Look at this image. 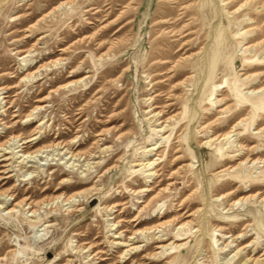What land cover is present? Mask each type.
<instances>
[{
	"label": "rangeland",
	"instance_id": "1",
	"mask_svg": "<svg viewBox=\"0 0 264 264\" xmlns=\"http://www.w3.org/2000/svg\"><path fill=\"white\" fill-rule=\"evenodd\" d=\"M236 79L264 89V0H0V264H264Z\"/></svg>",
	"mask_w": 264,
	"mask_h": 264
},
{
	"label": "bare ground",
	"instance_id": "2",
	"mask_svg": "<svg viewBox=\"0 0 264 264\" xmlns=\"http://www.w3.org/2000/svg\"><path fill=\"white\" fill-rule=\"evenodd\" d=\"M72 1V0H71ZM31 50V49H30ZM26 54V53H25ZM24 54V55H25ZM216 59V58H215ZM21 60H23L24 62L26 61V59H25V56L24 57H22L21 58ZM244 60V58H240V61H243ZM56 62V61H55ZM216 62V61H215ZM177 63V62H176ZM213 66V65H212ZM33 67V66H32ZM43 67H44V65H43ZM262 73H259V74H257V76H259V75H261ZM36 75L35 74H31V75H27L24 79L26 80V79H30V78H34ZM248 77V76H247ZM23 79V80H24ZM81 80V79H80ZM210 80V79H209ZM209 80H208V82H209ZM236 81H237V79L235 80V82H234V84L232 85V86H230V89L232 90V91H234L235 93H236V96H238V100L241 102V103H243V104H245L246 106H249L250 108H251V110H252V112H251V115H250V117L253 119V117H254V115H255V113L256 112H259L260 114H263L262 115V117H260V119H259V121L261 122V121H263L264 122V89H262V90H258V91H256V90H250V89H248V90H246V92H243L237 85H236ZM208 82H207V84H208ZM73 84H76V82L75 83H70L68 86H70V85H73ZM216 86V85H215ZM212 87V86H211ZM249 88V87H248ZM202 94H204V93H202ZM210 96V95H209ZM4 97L5 96H3L2 98L4 99ZM201 99V98H200ZM221 100H223V99H221ZM41 107H38L37 109H40ZM36 112V110H33L31 113H30V115L27 117V119L25 120V121H30V120H32V119H34V117H32L33 115H34V113ZM158 112V111H157ZM156 114V113H155ZM175 116V115H174ZM240 120V119H239ZM253 122L254 121H256V124H259L258 122H257V120H252ZM190 122H191V120H190ZM40 125H41V123H40ZM165 127H166V125H163L162 127H160V129H158L157 130V132H161V131H164V129H165ZM255 129V128H254ZM184 134V133H183ZM231 132H227V133H225L222 137H221V140H225V142H224V144H226V143H228V141H229V139L231 138ZM186 137V136H185ZM39 138V136L38 135H35V136H32V137H30V138H27V139H25V140H23L22 142H21V144H23V143H28V142H33V141H36L37 139ZM13 140H15V141H18V139H13ZM186 141V140H185ZM13 147V146H12ZM159 147H160V145L158 144V141H156V142H154V143H151L150 144V146H149V148L147 149H144V152H143V155H141L144 159V161L142 162V163H140L139 165H142V167H143V169H144V171L145 172H147V176H157V173H156V166L157 165H155L154 163H155V161H153V160H151L150 158H147V155L146 154H148V153H150V152H152L153 150H156V151H158V149H159ZM221 148V147H220ZM220 148H218V151L220 150ZM47 150V149H46ZM20 151V150H19ZM45 150L43 149H40V150H37V151H34V152H31V153H21V154H17L18 156H17V158H22V162H24L25 163V161H27V162H34L35 163V160H36V158L38 157V156H41L40 154H42L43 152H44ZM7 153H9V151H6V150H4V153L1 155V158H0V164L2 163V162H4V161H6V160H8L9 158H7V157H5V155L7 154ZM155 155H156V153H155ZM14 156H12V158H13ZM141 157V158H142ZM248 159V158H247ZM260 160V159H259ZM251 161V160H250ZM246 163V162H245ZM235 166V165H234ZM159 168V167H158ZM152 189L151 188H148L147 189V191H151ZM248 191H250V190H248ZM1 196H3L4 198H6L7 197V195H3V193H1ZM25 199V198H24ZM241 200H244V201H246L247 199L245 198V199H241ZM5 201V200H4ZM261 201V200H260ZM262 201H264V199H262ZM35 203V202H34ZM51 203V202H50ZM260 203H262V202H260ZM2 205H4L5 204V202H2L1 203ZM34 205V204H33ZM44 205V204H43ZM47 205V204H46ZM45 205V206H46ZM24 207H26L27 206V208H31V210L29 209V211H28V217H32L31 219H29V221L30 222H32V223H35V219H33V218H35V213H36V211L39 209V208H34L33 209V207L32 206H29L27 203H25L24 205H23ZM56 206V205H55ZM3 211L4 212H6V213H11V212H13V211H15L14 210V207H10V206H4L3 207ZM183 223V222H182ZM43 225H45V227H48V226H50L51 224H45V223H43V224H41L40 226H43ZM184 226V224H181L180 226H179V228H182ZM140 231V230H139ZM135 232V231H134ZM158 233V232H157ZM142 235V234H141ZM114 238L115 239H119L120 238V236L119 235H115L114 236ZM130 238V237H129ZM134 239V238H133ZM128 240V239H127ZM124 242V241H123ZM128 242V241H127ZM169 243V242H168ZM115 244H117V245H124V246H132V244L133 243H131V244H127V243H120V241H117V242H115ZM165 244V243H164ZM134 245V244H133ZM18 246H22L21 244H20V242L18 243ZM138 246H133L132 248H129V249H127L126 251L128 252V251H131V250H133L134 248H137ZM166 248V246H162V248ZM211 247V246H210ZM226 247H229V242H227V243H225V244H223V246H220L219 248H218V250L219 251H224V249L226 248ZM121 257V256H120ZM122 258V257H121ZM120 259V258H119ZM121 260V259H120ZM125 263V260H124V262H123V264ZM102 264V263H101ZM168 264H170V263H168Z\"/></svg>",
	"mask_w": 264,
	"mask_h": 264
}]
</instances>
